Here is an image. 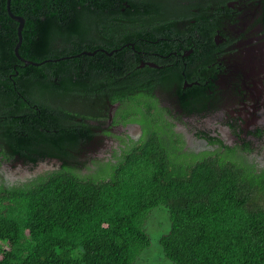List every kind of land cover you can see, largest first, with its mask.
<instances>
[{"label": "trees", "instance_id": "trees-1", "mask_svg": "<svg viewBox=\"0 0 264 264\" xmlns=\"http://www.w3.org/2000/svg\"><path fill=\"white\" fill-rule=\"evenodd\" d=\"M225 2L11 0L25 18L22 59L19 22L0 0V154L61 161L26 181L0 182V264H136L152 245L147 219L160 205L171 219L160 243L173 264H264V168L184 151L158 132L116 162L82 147L86 131L95 136L87 120L132 91V76L122 77L135 66L133 54L162 36L183 34L189 47L199 25L211 30L201 21ZM39 113L55 124L40 121V128ZM16 115L27 116L21 141Z\"/></svg>", "mask_w": 264, "mask_h": 264}, {"label": "flooded vegetation", "instance_id": "flooded-vegetation-1", "mask_svg": "<svg viewBox=\"0 0 264 264\" xmlns=\"http://www.w3.org/2000/svg\"><path fill=\"white\" fill-rule=\"evenodd\" d=\"M208 15L201 23H210L211 30L199 25L189 47L183 34L162 36L148 40L151 49H138L133 54L135 66L122 77L132 76L128 83L132 91L125 99L111 102L98 119L87 120L95 136H88L86 131L82 147L116 162L128 146L150 132H158L161 137L177 139L175 146L184 151L218 152L264 168V0H226ZM220 16L221 22L214 24ZM177 22L183 26V19ZM47 61L54 59L37 65ZM145 74H152V78L147 75L145 79ZM140 82L146 84L145 92L139 89ZM28 105L42 113L36 104L29 101ZM41 113L33 119L38 126L40 121L54 123V116ZM16 116L23 118L15 130L21 141L28 134L22 131L27 116ZM100 137L110 144L97 153L91 147ZM42 151L40 145L33 152L40 156ZM5 164L11 171L4 169ZM60 165L55 157L33 162L19 152L10 157L0 154V182H23ZM89 166L91 170L99 167L93 162Z\"/></svg>", "mask_w": 264, "mask_h": 264}, {"label": "rangeland", "instance_id": "rangeland-1", "mask_svg": "<svg viewBox=\"0 0 264 264\" xmlns=\"http://www.w3.org/2000/svg\"><path fill=\"white\" fill-rule=\"evenodd\" d=\"M109 144L110 140L102 137L96 138L92 143L91 149L97 151V153H102L100 149ZM4 169L6 171H11L7 164H5ZM146 227L151 235L152 245L145 250L136 264H173L172 261L166 257L160 243L161 236L164 233H167L171 227V219L168 209L163 205L154 208L147 219Z\"/></svg>", "mask_w": 264, "mask_h": 264}, {"label": "water", "instance_id": "water-1", "mask_svg": "<svg viewBox=\"0 0 264 264\" xmlns=\"http://www.w3.org/2000/svg\"><path fill=\"white\" fill-rule=\"evenodd\" d=\"M7 10L9 12V14L12 16V18H14L15 20H17L19 22L18 25V42L15 46V53L22 59H24L23 57H21L20 53H19V47L22 43V39H23V34H22V29L24 27V23H25V18L21 15L15 14L13 13L12 9H11V0H7ZM26 62H32V61H28L26 60ZM36 64H38L37 62H35Z\"/></svg>", "mask_w": 264, "mask_h": 264}]
</instances>
